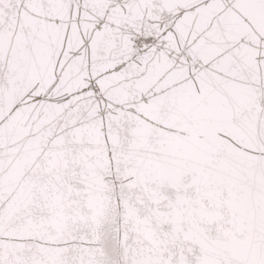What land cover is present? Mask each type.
<instances>
[{"label": "snow or ice", "instance_id": "1", "mask_svg": "<svg viewBox=\"0 0 264 264\" xmlns=\"http://www.w3.org/2000/svg\"><path fill=\"white\" fill-rule=\"evenodd\" d=\"M0 264H264V0H0Z\"/></svg>", "mask_w": 264, "mask_h": 264}]
</instances>
